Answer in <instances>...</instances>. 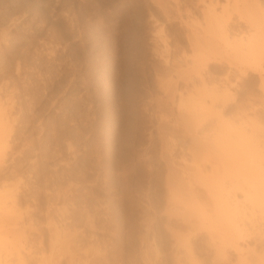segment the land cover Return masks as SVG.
Returning a JSON list of instances; mask_svg holds the SVG:
<instances>
[{
    "label": "rangeland",
    "instance_id": "1",
    "mask_svg": "<svg viewBox=\"0 0 264 264\" xmlns=\"http://www.w3.org/2000/svg\"><path fill=\"white\" fill-rule=\"evenodd\" d=\"M202 1L197 0V3L196 0H177L181 6V10H183V14L181 13L182 20H179L173 18L174 16L167 19L160 12L158 0H0V102L6 104L5 108H1L4 107L1 104L0 108L4 112L0 110V112H3L0 114V117L1 115L4 117L7 114L5 115L8 116L6 119L10 118L9 116L12 119L11 121L10 119L7 120V127L10 125L11 128H5L6 131L8 129L10 131L8 130L9 134H6L8 132L5 133L6 144L8 141V147L6 146L8 150H5L7 152L6 156H3V161L0 160V192L4 194L6 192L5 189L8 187V189L13 191L14 199H16H13L16 209H14L15 207L11 208L14 204L8 210L6 209V211H9L8 216L12 215V217L16 218L12 219L14 223L10 220L6 221L3 218L4 221L0 220V227L3 230L5 229L4 231L12 229V232L8 230L7 236H13L12 234L16 233L15 236L19 235V242L22 243L20 248L18 246L19 250L17 247H13V251H11L12 248L9 245L11 249L8 247L10 250L5 249L6 252H15L16 249L17 251L21 250L20 252L23 253L33 252L32 254L35 252H58V246L61 247L62 245L63 247V244H66V241L65 243L62 241L65 239L63 237L64 234L69 233L71 240L67 241L66 245L68 246H65V248L61 247L62 249L59 252H63L64 250L65 252H73L74 257L76 256L75 258H84L85 253L90 254L89 252L94 253L97 251L98 254L107 252L108 261L105 260L107 264H116V260L117 264H176L175 260L177 258L181 260V264L236 263L237 253L230 251L227 252V255L220 257L219 254H216V256L214 252H207L205 249L203 251L202 247H200L202 246L200 241L197 242L193 252H185V248L180 246L178 247L179 250H177L173 242V237L176 234L172 237L164 231L163 223H165L167 215L163 211L164 200H162L163 196L161 195L163 189L162 187H160L162 190L158 188L160 181L157 180L159 176L157 174L159 173L160 177H162L160 172L163 173L164 166L158 158L160 157L158 153L161 149H159L160 142H158L159 140L156 141V137L160 139V136H157L155 130L158 127V123L162 126L167 125V127L173 125L172 121L177 114V92L175 89L181 88L182 84V80L177 77L179 76L177 72L180 70L174 72L173 69H170L171 65L168 63H172V61L170 60L169 62V59L165 58L168 52H171L170 54L173 55V52H177L176 49L178 51L182 48L185 51L188 49L187 45L185 46L186 38L184 31L186 27L183 24L184 14L188 13L192 16L190 21L194 27L196 22H200L199 16L201 14L199 13H201V8L206 5L205 2L208 0ZM167 2L173 4V0H168ZM167 2L163 3V5L165 4L164 6L170 9L171 7L169 8V6L173 5L170 3L166 4ZM251 2L254 7L253 9L251 5V10H255L256 15H259L258 21L262 28L261 33L264 34V13H262L264 12V0H252ZM216 7L218 8L219 6ZM183 8L185 10L188 9L189 12H184ZM191 9L192 11H190ZM171 11H174L173 7ZM233 12H230L233 16L229 15L230 19L228 21L231 24L228 22L227 30L229 32L233 30L232 32L234 33L235 31L245 30V27L248 28L246 20L239 17L235 11ZM254 12L252 11L251 13L254 14ZM107 13L110 15L111 24L119 25L118 31L122 33L120 34L123 38L120 39V52L115 58L114 68L105 67L103 68L104 72L92 70L94 79H97V82H99L98 79H101L104 74L107 77V85L99 82V86H102V88L101 86L99 87L101 93L97 92L99 97L102 94L104 101L102 96L98 98V95H94V87L88 86L90 88L87 87V89H84V85H82L83 88L81 87L83 78L80 80L82 77L80 75L82 74L81 69L83 66L80 61L78 62L77 54L72 50L80 47L82 43L78 46V43H80L78 42L80 41L77 39L78 37L72 38L76 37L75 34H77L78 28H81V25H83L82 27L87 26L88 23L92 24V27L94 23L95 25H99L98 23L101 22L99 20L104 15L107 16ZM71 16L72 18L76 16L78 22L76 21V17L72 20ZM195 18L199 20L195 21ZM69 22L70 26L74 28V24L76 25L75 29L77 31L74 29L71 32L75 33L74 37L70 36L69 32H67ZM153 22L157 23L154 24ZM243 26L245 27L243 28ZM145 27L148 29L146 30ZM69 28L72 31L73 28ZM128 28L132 29L129 30ZM158 28H161L159 33H157ZM95 30L93 31L94 34L92 32L89 33L90 44H88V40L86 46L90 49V54H96L97 52V55L101 57L106 48L101 40H99V43L97 42L98 37L95 36L97 29ZM53 32H56L55 35ZM57 34L59 35L56 36ZM55 36L56 38L60 37V44L58 46ZM70 37L72 40L69 39ZM157 37L161 38L157 39ZM129 38L133 39L130 40ZM70 42L75 44L72 45L73 49ZM68 44L70 47H68ZM95 44H98V47L91 49L92 45L94 46ZM110 45L108 47L112 48ZM52 47H56V49ZM163 47L167 48V53H164ZM75 51L77 52V49ZM225 51L226 49L220 44L215 55L222 54L215 56L214 59H216L211 60L208 64L210 70L213 71L208 70L209 67H202L203 71L201 70V74L204 77L210 74L209 78L213 77L212 80L214 79L213 85L223 86L221 82L226 81L227 83L229 81L231 93L239 94L238 98V95H235L236 98L234 99L236 101L233 99V102H228L229 106L233 104V106L242 105L241 103L243 102V106L246 105L247 111L252 106L253 108L255 107V110H249L253 115L249 113L248 116H251L249 117L250 119L253 116L252 120L257 121V126L255 125V127L259 126V128H262L264 127V92H262L261 86L259 87L258 85L260 82L259 74L257 71L254 72L248 69L246 76L241 75L237 72L239 64L236 63L238 62L235 60V63L231 56L227 57ZM187 52L189 51L187 50ZM109 53H111V49L106 54ZM73 54L77 58V61L75 60L74 62L76 66L73 65L76 69L72 68V63L75 59ZM188 54L190 55V53ZM189 55L187 56L189 57ZM180 56L177 59L181 60ZM188 57L187 59H189ZM78 67L81 69H77ZM137 68L138 70H136ZM72 69L78 72L76 73L78 77L76 76L75 78L77 82L73 85L74 87H71L70 83H67L68 77H71ZM104 85L107 88H104ZM179 85L180 87H178ZM85 90L89 91L88 95H91L88 96V92L86 91L87 93H85ZM87 96L88 98H86ZM93 96L94 99L91 98L89 100V97ZM96 97L99 101L95 100ZM84 98L87 100H84ZM238 99L239 101H237ZM92 100H94L93 103L97 102H95L96 106L92 103ZM87 101H91L92 104L89 105ZM240 101L242 102L239 103ZM7 102L12 107L9 106L12 111L7 109ZM52 102H55V106L52 105ZM99 102L100 107L98 106ZM108 103H111L110 106ZM106 105L108 106L105 107ZM247 106L249 107L247 108ZM89 108L93 109L94 114H96L95 116ZM7 111L10 113H7ZM92 114L93 118L91 119ZM104 114L105 116L102 117ZM101 117L104 119L101 120ZM106 118L107 121H105ZM104 121L106 124L103 123L105 125H102ZM96 123L99 124L96 125ZM113 123L115 124L114 126L112 125ZM120 123L121 126L119 127ZM102 127L106 129H102ZM125 127L128 128V131ZM110 128H113V131ZM259 128L258 130H260ZM96 129H100V131ZM121 129L127 131L129 134ZM142 129L144 130L141 131ZM261 131L264 132L262 129ZM114 132H117L116 135H114ZM98 133H101L100 135L102 136L99 137ZM123 133L129 135L127 137L125 136L126 134L124 135L127 140L124 138ZM152 133L156 134L155 139V135ZM128 137H130V140H128ZM102 138H105L103 139L105 141L102 140L100 142ZM149 140L152 142L151 146L153 143L155 145L153 144L154 146L151 147ZM104 142L105 144H103ZM99 143L106 147L99 145ZM175 143L177 141L173 142V145L176 147L173 145L171 147L172 158L175 157L174 162L177 161L176 163H178L180 156L177 153L180 154L181 152H178L179 149L177 147H180V145ZM67 145L71 146L68 147ZM153 147L156 148L155 151ZM150 159L151 161H149ZM153 162L156 166L153 165ZM147 164L149 166L153 165L154 169L156 167L160 169V171L156 172L157 174L155 173L157 176L155 180L159 182H157V187H154V191L153 189H149L150 186L148 187L150 178L147 176V168H149ZM156 169L155 171H157ZM13 185H16V188ZM152 193L155 198L154 215L150 203ZM1 194L2 198L3 194ZM9 202L11 201L8 199L5 203L9 205L11 204ZM4 205L8 207V205ZM17 207L19 208V212H17ZM15 210L19 215H17ZM0 214L1 216L5 215L2 211ZM170 214L171 217L169 218L173 221L171 223L173 234L177 233L184 240L188 232L183 229L184 224L180 225L182 218L175 213ZM152 217H154L153 221L155 222L156 248L158 249V252L153 253L150 250V248H153L150 229ZM55 227L59 233L57 241L55 238L50 237V235H53V228L55 229ZM61 227L67 231L64 230L65 232L62 233ZM177 235L175 238H178ZM5 236L3 235L2 238L7 240L9 244L12 238L8 237L9 240ZM50 241L52 242V246H50ZM54 241L57 244H54ZM66 248L70 249V251L66 250ZM5 250L1 252H5ZM11 252L9 253L10 257L8 255L9 258H6V256L5 260L10 264H16L13 263L16 261L13 260L15 256L11 257ZM241 254H243L248 264H264V252H242ZM155 256L156 258H153Z\"/></svg>",
    "mask_w": 264,
    "mask_h": 264
},
{
    "label": "bare ground",
    "instance_id": "2",
    "mask_svg": "<svg viewBox=\"0 0 264 264\" xmlns=\"http://www.w3.org/2000/svg\"><path fill=\"white\" fill-rule=\"evenodd\" d=\"M159 1L160 0H158L160 12H162V14H164L167 19H170L172 16H174L173 18L182 20L181 16L183 14L182 13L183 10H181V6L179 5V2H177V0H173V4L170 2H167L168 0H164V2H162L163 0H161L162 3L161 2L159 3ZM251 1L248 2L247 0H222V1H220V0L219 1L218 0H208L207 2H205L206 5H204L203 8H201L202 9L201 13H199V14H201V16H199L200 22L199 21H198L199 23L196 22V24H195L196 26L194 25V27L190 21L192 16H190L188 13L184 14L185 18H184L183 24L186 27V30L184 29L185 30L184 31L185 32V38H186L185 46L187 45V48H188L187 50L189 52H187V50L185 51V49H183V48L179 51L176 49L177 52H175V53L173 52L172 53L173 55L170 54L171 52L169 53L167 51L168 54H166L167 56L165 55L166 58L164 57L165 59L168 58L169 62H170V60L172 61V63H168L171 65V66L169 65L170 69H173L174 72L175 71L177 72V70L178 71L180 70L179 72H177L179 76H177V75L176 76L182 80L181 88H178V89H175L176 87L174 88L175 91L177 92L176 93L177 94V98H176V100H177L176 101L177 102L176 103L177 104V112L176 113L177 114L175 113L176 114V116H174L175 119L172 121L173 125L170 127L169 126L167 127V125H165V126L163 125L164 126L163 127L160 123H158V125H157L158 127H156L157 129L155 128L157 130V131L155 130V133L157 132V136L159 135L160 139H158L159 137H156L155 133L154 134L152 133L153 135H155L154 139L156 137V141L159 140L158 142L161 143V144L159 143V145H160L159 149H161V151L159 150L158 156H160V157H158V158H159V161L161 160L160 162H162V164L164 166L163 173L160 172L162 174V177H160L159 173L158 174L156 173V172L160 171V169L158 167H156L159 170L155 168L157 170V171H155L154 166H156V165L154 162H153L154 166L150 165L151 167L148 165L149 162L147 164L149 167V168H147L148 169L147 176H149V178H150V181L148 183L149 184L148 187L150 186L149 189L150 190L153 189V191H154L155 190L154 187H157V182H159V181H160L159 182L160 184L158 185L159 186L158 188L162 187V189H163V192L161 194L163 196L162 200H164L163 211L167 215V217L165 218V223H163L165 233H168L172 237L175 234L177 235V233L173 234V230L171 228V223L173 221H171V219L169 218V217H171L170 213H172V214L175 213L176 215H178L182 218L181 221L183 223L181 222L180 225L184 224L183 229L188 232V234L185 236L184 240L182 239V237H180L178 235H177L178 238H175L176 235H175V237H173L174 238L173 242L175 244L176 249L179 250L178 247L180 246V247L185 248L184 249L185 252H193L197 242L200 241V243L202 245L200 247H202L203 251L205 249L207 252H214L215 255L219 254L220 257L222 255L223 256L227 255V252H230V251L237 253L236 263L234 262V264H248L245 257H243V254H241L242 252H258V251L264 252V132H262V131L260 132L261 129L264 130V127H262V128H259V126L255 127V125L257 126V121L252 120L253 116H252V119L249 118L251 116H248V114L249 113L252 114V112H250L249 110L250 109L255 110L254 109L255 107L253 108L251 103L250 104L252 107L250 106L251 108H249V110H248L249 112L246 109V105H244L245 107L243 106L242 101L239 102V103L242 102L241 103L242 105L238 104L237 106L236 105L233 106L234 105L233 104L232 105L233 107L229 106L230 104H228V102H233V99L236 98L235 95L237 94V93H231L232 90L230 89L229 81L227 83H226V81L221 82V84L223 83V86L220 84L222 87L217 86V85H213L214 84L213 83L214 79L212 80L213 77L212 78L210 77L211 78L210 79L209 76H211V75L210 74L207 75V73H206L207 77H204V75L201 74L202 73L201 70H202V67L208 68L209 62L211 60H213L215 56H220V54H222V53L218 52L219 55H215V54H217L218 46L220 44H222L223 48L226 49V51H225L226 56L227 57L231 56L234 59V61L236 60L238 62V63H236V61H235L236 64H239V65L241 64L240 66L239 65L237 66L238 67L237 72H239L241 75H244V76H246L248 69H251V71L253 70L254 72L255 71L258 72L259 77H260V82L258 85H259V87L261 86V88H262L261 90H262V92H264V34L261 33L262 28L260 27V25H259L260 22L258 21L259 15L257 16L256 13L254 12L255 10H253L254 7H253V4ZM165 2H167L166 4H168V3L172 4L173 6H171L169 4L170 5L169 8L173 7V10L175 12L171 11V8L170 9L166 8V6H164L165 4L163 5V3H165ZM196 2H197V0H196ZM253 3H255V2H253ZM155 4H156V1H155ZM216 6H219V7L217 8ZM250 6L253 7L252 10H251ZM167 7H168V5H167ZM184 8H185V6H184ZM187 10H185L184 12H189V10L188 11ZM250 10H251V12L253 11L254 14H252L250 12ZM190 11H192V9ZM231 11H232V13H234L233 11H235L239 17L244 18L246 20L248 28L243 26V28L245 27V30L242 28L243 29L242 31L239 30L238 32L235 31L233 33L232 32L233 30L231 29L232 31L230 30L231 32H229V30H227L226 27L228 26L227 25L228 22H230V21H228V19H230L229 15H231V13H230ZM260 11H262V10H260ZM74 12H76V11H74ZM74 12H73V15H74ZM199 12H200V10H199ZM262 13H264V12H262ZM102 15H104V14H102ZM72 16H71V18H72ZM231 16H233V15H231ZM74 17H76V16H74ZM100 17H102V16H100ZM109 17H110V15L107 13V16L104 15L101 20L98 19L99 21H101V22L98 21L99 25H97V24L95 25V23H94L93 27H92L91 26L92 24L90 25L88 23L89 26H88V24L85 27H82L83 25H81V28H78V31H77V29H75L76 28L75 24H74L75 28L73 26H70L71 25L70 24L71 21H70L69 25H68V30H67V32H69L70 36L71 35L73 36L75 33L73 34L71 32H73V30L75 29V31H77V34H75L76 37H74L75 36L74 35L73 36L74 38H72V39H75L78 37L77 39L80 40V41L77 40L78 42H80V43H78L79 45L76 44L78 46H80V44L82 43L80 47L77 46L78 48H80L79 51H78V48H74V50H72L77 54L78 62L80 61L82 63V66H83L82 69L80 67L77 68V69L80 68L82 70V72H81L82 74L80 75V76H82L80 78V80L83 78V80L81 81L82 82L81 87H82V85H84L83 86L84 89H87L88 86H91L92 88L94 87L93 93L96 96L98 95L97 92L100 90L99 87L101 86V85L99 86V82L102 84H106L107 83V77L104 74L105 76L103 75V77L101 79H98L99 82H97V79H94V75L92 73L94 70H96V72L97 71L104 72L103 68H105V67H108L110 69L114 68L113 64H115L114 63V61L116 60L115 58L118 56V53L120 52V39L123 38L121 36L122 33L118 31L119 25L116 26V25H114V23L111 24V21H110L111 18H109ZM73 18H72V20L75 19V18L74 19ZM233 18H237V17H233ZM185 19H187V20H185ZM194 20L197 21L199 19L195 18ZM194 20H192V21H194ZM76 21L78 22V18ZM157 22H155V23H157ZM73 23H75V22L73 21ZM90 23H91V21H90ZM168 23H169V21H168ZM115 24H117V23H115ZM229 24H231V22ZM78 25H79V23H78ZM69 27L73 28L72 31ZM94 27H95V29H97V32L95 35L96 37H98L97 42L99 43V40H101L104 43V46L106 48L104 50V52L101 54V57L99 55H97V52H96V54H94V53L90 54V52H89L90 49L87 48V46H86V43L88 40H89L88 44H90L89 33L92 32L94 34V32H93L95 30ZM111 27H113V29H111ZM128 29L130 30L132 28H128ZM147 29L148 28H146V30ZM160 29L158 28L157 33H159ZM228 29H230V28L228 27ZM235 30H237V29H235ZM182 32H183V30H182ZM1 33H2V31H1ZM55 33H54V35H55ZM58 35L59 34H57L56 36H58ZM66 35H68V34L66 33ZM90 35H92V34H90ZM56 36H55V38H56ZM59 38H56L57 41L55 39L57 46L60 44ZM158 38H161V37H157V39ZM69 39H71V37ZM132 39L133 38H131L130 40H132ZM65 40L67 41V39H65ZM70 45L72 46L75 44L71 43ZM70 45L68 44V47H70ZM109 45L112 48H109L108 47ZM97 47H98V44H95L94 46L92 45L91 49H96ZM52 48H51L52 51H53V49H56V47H54L53 49ZM165 48H164V50H165L164 53H167L166 52L167 48L166 49ZM72 49H73V46H72ZM75 49H77V52L75 51ZM110 49H111V53L106 54L108 52V50H110ZM188 53H190V55ZM184 54L189 55V57L187 55H184ZM179 56L181 57V60L177 59V57L179 58ZM73 57L75 58L73 60V63H74L75 60L77 61V58L75 57V55ZM187 57L189 59H187ZM177 60H179V61L177 62ZM164 62H162V64H164ZM73 63H72V66L76 64V63H74V64ZM176 63H177V65H176ZM165 64H167V62H165ZM235 65H234V67L236 69ZM80 66H81V64H80ZM210 66H211V64H210ZM72 68L76 69V67H74V66ZM75 69L74 70L72 69L73 71L70 74L71 77H68V80H67V83H70L71 87L73 85H75V82H77L75 78L77 76L76 73H78V72H76ZM166 69H167V66H166ZM136 70H138V68ZM208 70H210V67ZM210 71L212 72L213 70H210ZM164 72H165V69H164ZM208 73H210V72H208ZM69 78H70V80H69ZM119 81H120V79H119ZM170 81L172 82V80H170ZM157 83L159 84V82H157ZM174 83H175V81H174ZM106 85H104V88L105 87L107 88ZM172 85H173V83H172ZM109 86H108V88L111 87V86L110 87ZM215 86H217V87H215ZM141 87H143V86H141ZM178 87H180V85ZM88 88H90V87H88ZM101 88H102V86H101ZM171 88H173V87H171ZM245 88H247V87H245ZM86 91L87 90H85V93L88 92L87 93V95H88L89 91H87V92ZM159 91H160V89H159ZM102 92H104V91L102 90ZM163 92H165V91H163ZM243 92H245V91H243ZM99 93H101V92L99 91ZM104 94H105V92H104ZM90 95H88V96H90ZM237 95H238L237 96V98H238L239 94H237ZM88 96L86 98H88ZM101 96H102V94H101ZM142 96L144 97V95H142ZM3 97H4V95H3ZM50 97L52 98V96H50ZM97 97L100 98L99 95ZM97 97L95 100H97ZM86 98H84V100H87ZM89 98H90L89 100H91V98L94 99V96L89 97ZM102 98H103V96H102ZM241 98H239V99H241ZM10 99H12V98H10ZM239 99L237 101H239ZM5 100H4V102H5ZM103 100H104V98H103ZM247 100H246V102H248ZM93 101L94 100H92V103H93ZM97 101H99V100H97ZM234 101H236V100L234 99ZM95 102L93 104H95ZM54 103L52 105H54ZM56 103H58V102H56ZM92 103H91V101L88 102L89 105H91ZM1 104L2 103L0 102V107H1ZM110 104H109V106H110ZM2 105L4 107H1V108L6 107L5 103ZM89 105H87V106L89 107ZM99 105H100V102L98 103V106ZM248 105H249V103H248ZM9 106H10V104L8 103L7 109L11 110L10 109L11 106L10 107ZM54 106H52V107H54ZM95 106H96V104H95ZM107 106L108 105H106L105 107H107ZM248 107L249 106H247V108ZM1 108H0V110H2ZM91 108H89V109L94 114L93 109L95 110V108L94 107H93V109H91ZM175 110H176V108H175ZM88 111H87V113H89ZM3 112H0V114H2ZM8 112L9 111H7V113ZM245 112H248V113H245ZM80 113H81V111H80ZM166 113H168V112H166ZM256 113H257V111H256ZM93 114H92L91 119L93 118ZM106 114H108V113H106ZM5 115H7V114H5ZM5 115H4V117L1 115V117H3V118L0 117V160L1 161H3L2 158H4L3 156L7 153V152H5V150H8V149H6L8 147L7 146L8 141L6 144V141H5L6 137L5 136H6V134H9V131H10L9 129L11 128V126L9 125L7 127V120H9V119H10V121L12 120L11 116H9L10 118L6 119L8 116H5ZM95 115L96 114H94V116ZM230 115H232V116H230ZM87 116H88V114H87ZM89 116H91V115H89ZM104 116H105V114L102 117H104ZM106 116H108V115H106ZM233 116H235L236 118L235 117L233 118ZM255 116H257V114H255ZM102 117H101V120L104 119ZM230 117H232V118H230ZM160 118H161V116H160ZM248 118L252 121H250ZM162 119H163V117H162ZM105 121H107V118L105 119ZM105 121L102 122V125L106 124ZM103 123H105V124H103ZM114 123H116V122H114ZM114 123L112 124L113 126L115 125ZM254 123H256V124H254ZM98 124L96 123V125H98ZM117 124H116V126H117ZM108 125H109V123H108ZM106 126H104V127H106ZM118 126L120 127L121 123ZM131 126H130V128H131ZM104 127H102V129ZM5 128H9L8 129L9 131L8 130L6 131ZM125 128H126V130L128 129L127 127H125ZM258 128L260 130H258ZM104 129H106V128H104ZM110 129H112V131H113V128H110ZM110 129H108V130H110ZM117 129H116V131H117ZM4 130H5V132H4ZM96 130L100 131V129H96ZM143 130L144 129H142L141 131H143ZM122 131H125V130H122ZM127 131H125V132H127ZM6 132H8V133H6ZM104 132H106V131L104 130ZM116 133L114 135H116ZM119 133H120V131H119ZM110 134H112V133H110ZM125 134L126 133H123V136ZM128 134H126L125 136L127 137ZM150 134H151V132H150ZM104 135H105V133H104ZM107 135H109V134L107 133ZM101 136L102 135H100L99 137H101ZM125 136H124V138H126ZM118 137H117V139H119ZM150 137H151V135H150ZM120 138H123V137H120ZM97 139L99 140V138H97ZM103 139H105V138H102L100 140V142H102ZM126 140H127V138H126ZM128 140H130V137H128ZM103 141H105V140H103ZM120 141L122 142V140H120ZM124 141H123V143L125 144L126 141L125 142ZM174 141H177V143H178V144L177 143H175V144L180 145V147L179 146L177 147L179 149L178 152H181L180 154L173 150L174 152H176L178 154V156H180L179 159L181 162L179 161L178 163H176L177 161L174 162L175 161L174 160L175 155L173 156L174 158H172L173 154H172V148L171 147H172ZM158 142H156V143H158ZM151 143L152 142L150 141V146H151ZM103 144H105V142ZM103 144L101 145V143H99V145H101V146H103ZM153 144H152V146L155 145V144L154 145ZM69 146H71V145H69ZM103 147H106V146H103ZM174 147H176V146H174ZM154 148L155 147H153V150L155 151L156 148L155 149ZM68 149H71V148H68ZM98 152H100V151H98ZM176 153H174V154H176ZM149 161H151V159ZM155 173L157 174V176L159 175L157 178V180H159V181H157V182L155 180V178L157 177L155 175ZM149 178H147V179H149ZM160 178H161V180H160ZM8 186H9V184H8ZM14 186L16 188V185H13V187ZM5 190H6V192H5ZM5 190H3L5 192L4 194L2 192V194H3L2 198L0 196V212L2 211L3 214L5 213V215L1 216V214H0V217L2 218V219L0 218V220L4 221V219H6V221H8V220L12 221V219L14 220L15 217L14 216L12 217V215L8 216L9 211H6V209L8 210V208H10L13 204H14V206H12L11 208L15 207V201L14 200H16V199H14L15 196H14L12 190L8 189V187ZM47 192H48V189H47ZM0 194H1V192H0ZM51 195H53V194H51ZM8 199H9V201H11V202H9V203H11L9 205L7 203H5L8 201ZM154 199L155 198H154L153 193H152L150 203H151V209H152L153 215L155 214V212H154V202H155ZM3 204L8 205V207H6L5 205L3 206ZM24 206H26V205H24ZM18 207H17V212H19L18 210L20 208V207L19 208ZM25 208L27 209V207H25ZM14 209H16V207ZM14 209H12V210H14ZM15 212H16V210H15ZM17 215H19V213H17ZM153 220H154V217H152L151 225H150L151 226L150 229H151V233H152V240H153V244H152L153 248H150L152 253L158 252L157 251L158 249L156 248L157 246H156L155 222ZM5 228H6V226H5ZM61 229H62V227H61ZM2 230H3L2 227H0V264H10L7 262V260H5V257L7 256L6 258H9L10 257L9 253L11 251H13V249H14L13 247H17V249H18V246L20 248L21 247L20 245L22 243L19 242V240H20L19 235L15 236L16 233L12 234L13 236H7L6 233H8L9 229L6 231H4L5 229L3 231ZM11 230H9V232H12ZM56 230H57L56 227H55V229L53 228V231H54L53 235H50V237L55 238V240L59 236L58 230L57 231ZM64 230H63V232L62 231L61 232L64 233L65 231H67V230H65V231ZM50 231H52V230H50ZM17 234H18V232H17ZM168 234H167V236H169ZM3 235L4 236L6 235L7 239H9L8 237L12 238L11 241L9 242V244H8L7 240L2 238ZM63 237L65 239L62 241H64V243L66 241V244H67L68 240H71V236L69 235V233L64 234ZM17 239H18V241H17ZM169 239L171 240V238H169ZM51 240H53V239H51ZM56 241H54L55 242L54 244H57ZM50 243H51L50 246H52L51 241H50ZM62 244H63V242H62ZM66 244H63L64 248H65V246L66 247L68 246ZM9 245H11L10 247L12 249L9 247ZM170 245H171V243H170ZM8 247L11 249L10 252H6V250H5V249L10 250ZM61 247H62V245H61ZM61 247L58 246L59 251L63 248V247L62 248ZM17 249L15 250V252H11V257L15 256V259L13 258V260L16 261L13 263H16V264H107V261H108L107 260V252H103L102 254L99 253V254H101L99 256L97 251L94 253L88 251L90 254L85 253L84 258H81L80 256H79L80 258H75L76 256L74 257L73 252H65L64 249H63L64 251L62 250L63 252H59V251L58 252L57 251L56 252L50 251L48 253H46V252H35L34 254H32L33 252L32 253L31 252H27V253L24 252L23 253V252H20L21 250L17 251ZM56 249H57V247H56ZM4 250H5V252H1ZM53 250H55V249H53ZM66 250L70 251V249H68V248H66ZM8 255H9V257H8ZM76 255H77V253H76ZM235 256H236V254H235ZM153 258H156V256ZM105 260H107V261H105ZM103 261H105L106 263ZM175 262H176V264H181V260L179 258H177L175 260ZM115 263L117 264V260L115 261ZM157 263H159V262H157ZM147 264H149V263H147Z\"/></svg>",
    "mask_w": 264,
    "mask_h": 264
}]
</instances>
